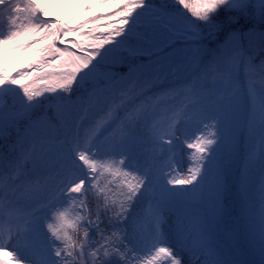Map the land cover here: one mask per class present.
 <instances>
[{"label": "snow or ice", "instance_id": "1", "mask_svg": "<svg viewBox=\"0 0 264 264\" xmlns=\"http://www.w3.org/2000/svg\"><path fill=\"white\" fill-rule=\"evenodd\" d=\"M51 2L0 0V264H264V0Z\"/></svg>", "mask_w": 264, "mask_h": 264}, {"label": "rangeland", "instance_id": "2", "mask_svg": "<svg viewBox=\"0 0 264 264\" xmlns=\"http://www.w3.org/2000/svg\"><path fill=\"white\" fill-rule=\"evenodd\" d=\"M67 4H68V0H52L49 11L53 17L60 18L61 16L65 15L67 13ZM101 10L103 11V9H101ZM237 88L239 90H241L238 85H237ZM241 92L243 93L244 91L241 90ZM247 110H248V105H247L245 98L242 95L241 105H240L241 120L244 119V116H245ZM257 143H258V137H257ZM185 160H186V158H185ZM239 167L241 169L243 168V162L242 161L239 162ZM185 171H186V169H185ZM261 179H262V175H261L260 169H259V173L252 174L250 177V181H251V183H250V196L252 197V199H253V201L257 207L259 204V188H260ZM235 231H238V230H235ZM237 233H239L240 235H237ZM228 234H231V232L228 231ZM231 236H232V239L229 240V243L233 248V255L235 256V258L243 260L242 258H245V257L243 256L242 251H243V249H245V251H247L249 257L253 261L259 262L258 251L253 252V251L249 250V248H248V243H247V240L245 238L244 229H243L242 225L240 226V230L238 232L233 231ZM234 238H238V239H236L237 242H235ZM181 256L183 258L184 264H189L188 253L182 252Z\"/></svg>", "mask_w": 264, "mask_h": 264}, {"label": "trees", "instance_id": "3", "mask_svg": "<svg viewBox=\"0 0 264 264\" xmlns=\"http://www.w3.org/2000/svg\"><path fill=\"white\" fill-rule=\"evenodd\" d=\"M160 2H162V0H157V3H160ZM166 2H168V3H171V0H166ZM37 3H40V0H37ZM100 11H102V10H100ZM69 39H72V37H69ZM261 59V55L259 54V53H256V60H255V62L256 63H259V60ZM119 65H117L116 66V69H115V71H117V73H118V75H124L123 73H119ZM173 81H174V78H169V80L167 81V82H165V81H161V83H173ZM238 86H239V88L242 90V91H244V92H246V89H247V81H246V79H241L239 82H238V84H237ZM8 101H9V103H11V98H8ZM7 149H5V151H6ZM193 207H195V206H193ZM237 211H238V205H237ZM225 228L227 229V230H240V227L239 228H237V226H236V222H235V220L233 219V218H228V220H227V223H226V225H225ZM238 231H234V232H238ZM244 256H245V259H246V261L248 262V264H259V262H255V261H253L250 257H249V255L247 254V253H244Z\"/></svg>", "mask_w": 264, "mask_h": 264}, {"label": "bare ground", "instance_id": "4", "mask_svg": "<svg viewBox=\"0 0 264 264\" xmlns=\"http://www.w3.org/2000/svg\"><path fill=\"white\" fill-rule=\"evenodd\" d=\"M257 173H259V167L258 166H257V168L254 171H252L251 175L252 174H257Z\"/></svg>", "mask_w": 264, "mask_h": 264}]
</instances>
